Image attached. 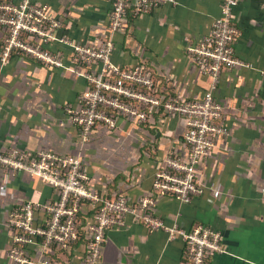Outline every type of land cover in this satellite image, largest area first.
Wrapping results in <instances>:
<instances>
[{
	"label": "crops",
	"instance_id": "obj_1",
	"mask_svg": "<svg viewBox=\"0 0 264 264\" xmlns=\"http://www.w3.org/2000/svg\"><path fill=\"white\" fill-rule=\"evenodd\" d=\"M62 21L57 35L95 45L108 37L112 0H36ZM221 0H176L147 13L128 9L122 28L113 35L112 61L119 67L141 65L166 90L182 98L201 97L209 88L207 75L193 67L189 46L197 44L220 14ZM233 21L239 29L235 55L243 64L223 69L214 96L225 105L226 136L197 165L204 191L190 202L171 195L155 197L154 213L166 224L185 229L204 223L222 234L223 252L210 264H264V0H238ZM0 31V48H1ZM51 48H70L54 42ZM99 68V64L94 66ZM89 84L80 73L50 68L23 56L0 59V152L18 148L78 155L91 190L104 197L126 195L135 202L152 195V181L169 150L184 151V124L162 109H149L148 120L118 119L109 129L98 123L82 143L78 127L65 110L78 106ZM55 191L27 172L0 168V264H15L8 256L9 212L24 200L49 201ZM92 206L79 209L81 222L91 221ZM86 236L75 242L70 257L79 262ZM99 264H189L179 236L148 230L128 220L107 231Z\"/></svg>",
	"mask_w": 264,
	"mask_h": 264
},
{
	"label": "built area",
	"instance_id": "obj_2",
	"mask_svg": "<svg viewBox=\"0 0 264 264\" xmlns=\"http://www.w3.org/2000/svg\"><path fill=\"white\" fill-rule=\"evenodd\" d=\"M238 0H221L220 14L209 33L189 46L193 67L210 79L209 88L195 99L176 94H157V82L136 64L122 68L111 59L113 35L124 25L128 9L147 13L163 3L176 0H112L109 36L95 45L76 43L67 35H57L62 21L36 0H0V59L23 56L46 67L80 73L89 87L78 106L66 104L65 110L79 129L81 142L90 139L98 123L109 129L118 119L148 120L149 109H162L184 124V151L169 150L152 181V195L131 202L126 195L104 197L88 186L89 176L81 158L39 150L35 153L12 148L0 152V168L8 172H27L38 176L55 191L53 200H24L9 212L11 245L8 256L15 264H99L106 233L123 227L128 220L142 223L148 230H164L169 237L179 236L185 245L189 264H210L213 254L225 251L219 230L197 223L189 229L177 223L166 224L154 213L155 197L171 195L180 202H190L204 187L197 177V165L208 156L218 138L228 134L224 122L225 105L213 93L224 68L241 65L234 44L239 29L233 21ZM60 42L70 48L71 65L65 53L51 48ZM99 64V68L94 66ZM92 206L91 221L81 222L82 203ZM86 236V251L79 262L70 257L79 237Z\"/></svg>",
	"mask_w": 264,
	"mask_h": 264
},
{
	"label": "trees",
	"instance_id": "obj_3",
	"mask_svg": "<svg viewBox=\"0 0 264 264\" xmlns=\"http://www.w3.org/2000/svg\"><path fill=\"white\" fill-rule=\"evenodd\" d=\"M160 92H161V93L163 92L164 94H167V93H166V90H163V91H160ZM160 92L157 91V94H161ZM166 96H168V95H166Z\"/></svg>",
	"mask_w": 264,
	"mask_h": 264
}]
</instances>
